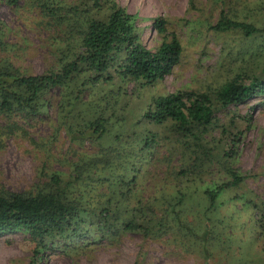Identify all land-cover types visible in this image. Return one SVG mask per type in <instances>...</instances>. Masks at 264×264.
<instances>
[{
  "label": "rangeland",
  "instance_id": "1",
  "mask_svg": "<svg viewBox=\"0 0 264 264\" xmlns=\"http://www.w3.org/2000/svg\"><path fill=\"white\" fill-rule=\"evenodd\" d=\"M107 1L117 2L134 16L150 50L162 40L151 24L155 18H165L182 45L178 64L163 79L144 86L128 78L93 84L81 72L73 82L78 84L73 92L80 89L77 106L61 108L64 89L54 87L45 91L36 112L0 114V124L6 125L0 144V189L27 191L46 183L53 172L70 180L74 163L98 153L95 139L81 138L87 125L79 122L94 113L108 119L107 137L115 139L122 155L142 156L138 181L145 182L148 191L167 189L174 180L171 171L203 155L195 151L194 142L184 147L179 136L181 142L173 141L165 132L169 125L149 124L144 113L151 99L177 90L209 91L237 72L252 74L264 68V34L244 38L239 31L212 29L221 11L261 25L264 0H18L14 5L0 0L2 62L31 75L54 70L80 51L86 21L107 16ZM69 111L79 115L70 120L76 123L70 135L65 127ZM134 131L143 137L149 134L154 142L142 151ZM237 132L241 133L236 156L218 161L229 135ZM199 145L209 151L210 161L206 157L197 161L196 168L182 176L186 196L180 206L191 226L201 232L204 217L209 216L210 232L204 239L213 250L211 257L205 259L195 245L186 248L181 225L170 221L165 233L149 236L130 231L116 239L86 235L76 246L67 242L60 248L49 242L39 264H264V221H258L264 209V95L217 109ZM165 159L170 161L168 168ZM225 162L242 182L224 190L216 206L209 208L203 190L229 180ZM35 246L26 232L0 234V264H34Z\"/></svg>",
  "mask_w": 264,
  "mask_h": 264
},
{
  "label": "trees",
  "instance_id": "2",
  "mask_svg": "<svg viewBox=\"0 0 264 264\" xmlns=\"http://www.w3.org/2000/svg\"><path fill=\"white\" fill-rule=\"evenodd\" d=\"M4 1L11 5L18 2ZM106 4L109 11L104 19L90 18L86 21L85 29L80 33V51L62 60L52 71L25 74L10 63L2 62L0 56V114L36 112L45 91L54 87L64 89L61 108L77 106L80 89L73 92L78 88V84L73 82L81 72H85L87 80L93 84L128 78L143 86L151 85L172 72L180 60L182 45L176 33L168 30L167 20H153L151 27L162 40L157 48L150 50L141 39L134 16L115 1H107ZM212 29L217 32L239 31L248 38L264 34V23L257 25L248 19L238 20L221 11ZM259 71L252 74L237 72L209 91L177 90L151 99L144 113L149 124L169 125L170 129L165 132L169 131L167 134L173 136V141L181 142L179 136L184 147L194 142L195 151L203 155L191 161L189 158L171 171L170 176L174 180L167 189L148 191L145 182L138 181L142 156L122 155L115 139L111 141L107 137L108 119L105 116L94 113L81 117L79 122L87 125L81 138L95 139L99 145L98 153L74 163L70 169V180H63L53 172L46 183L27 191L0 189V234L28 233L36 241L34 264H39L42 251L49 242L52 246L67 242L76 246L77 240L86 235L116 239L120 233L128 231L149 236L151 233H165L166 224L175 221L183 230V245L186 248L195 245L205 259L211 257L213 250L204 239L210 232L209 216L204 217L206 224L201 232L191 226L189 215L180 206L186 196L182 189V176L196 168L197 161H210L209 151L201 149L199 144L217 109L264 95V68ZM69 114L70 111L65 127L70 135L76 124L70 120L79 115ZM5 128L6 125L0 124V144H3ZM240 133L229 135L223 159L216 156L218 161L228 162L236 156ZM134 135L142 142V151L155 139L149 134L143 137L141 132L134 131ZM167 160L166 168L170 166ZM228 164L225 162L222 166L229 173V180L203 190L209 208L216 206V200L224 190L242 182V177L230 170ZM95 191L96 194L91 195ZM234 196L242 197L237 193ZM263 216L264 209L258 218L262 224Z\"/></svg>",
  "mask_w": 264,
  "mask_h": 264
}]
</instances>
